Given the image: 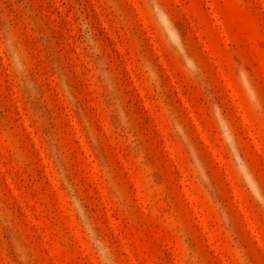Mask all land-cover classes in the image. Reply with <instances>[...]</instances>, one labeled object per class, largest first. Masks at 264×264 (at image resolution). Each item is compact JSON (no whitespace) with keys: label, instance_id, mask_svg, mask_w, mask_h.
<instances>
[{"label":"rangeland","instance_id":"374dc122","mask_svg":"<svg viewBox=\"0 0 264 264\" xmlns=\"http://www.w3.org/2000/svg\"><path fill=\"white\" fill-rule=\"evenodd\" d=\"M0 264H264V0H0Z\"/></svg>","mask_w":264,"mask_h":264}]
</instances>
